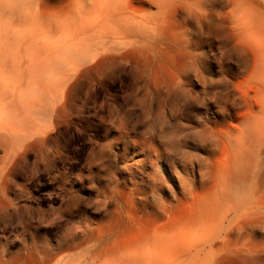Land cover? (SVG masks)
<instances>
[{"label":"rangeland","instance_id":"rangeland-1","mask_svg":"<svg viewBox=\"0 0 264 264\" xmlns=\"http://www.w3.org/2000/svg\"><path fill=\"white\" fill-rule=\"evenodd\" d=\"M127 1L139 44L0 174V264H264V0Z\"/></svg>","mask_w":264,"mask_h":264},{"label":"bare ground","instance_id":"bare-ground-1","mask_svg":"<svg viewBox=\"0 0 264 264\" xmlns=\"http://www.w3.org/2000/svg\"><path fill=\"white\" fill-rule=\"evenodd\" d=\"M63 1L0 0V174L48 139L83 71H109L139 44L127 0Z\"/></svg>","mask_w":264,"mask_h":264}]
</instances>
